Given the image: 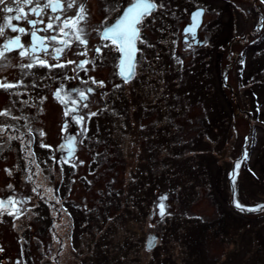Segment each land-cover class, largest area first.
<instances>
[{"label":"rangeland","instance_id":"rangeland-1","mask_svg":"<svg viewBox=\"0 0 264 264\" xmlns=\"http://www.w3.org/2000/svg\"><path fill=\"white\" fill-rule=\"evenodd\" d=\"M150 1L132 77L65 133L11 93L0 264H264V0Z\"/></svg>","mask_w":264,"mask_h":264},{"label":"flooded vegetation","instance_id":"flooded-vegetation-1","mask_svg":"<svg viewBox=\"0 0 264 264\" xmlns=\"http://www.w3.org/2000/svg\"><path fill=\"white\" fill-rule=\"evenodd\" d=\"M119 1L77 0V5L70 10V19H65V14L60 11V6L65 3V0H59V3H57V0H52L57 7V11L52 12L50 9H43L41 16L44 17L46 22L48 16H59L61 20L69 24V27L65 29L68 35L58 38L61 41H66L67 47L60 43L49 45L47 40L41 42L40 37H43L45 33L38 31L37 39L31 43L32 46L39 45V48H37L36 52H33L32 47L27 46L29 37L7 30V34L11 38L21 35V43L26 44V47L20 49L16 45H9L8 49H5L3 44L0 43V53H2L0 55V115L8 116L6 113H10L7 107L10 106L12 101L11 93L14 92L21 100L31 101L34 98L31 101L32 106L29 105V109L35 114H45L48 110V117H52L53 111L56 114L61 113L65 120L62 121L60 131L65 133L68 126V118L75 120L83 116L80 111L81 104L94 96L98 99L101 96L102 100L100 92L102 90L107 91L109 83L119 82V62L121 57L119 41L114 42L111 39V33L108 34V37L103 35L104 31L114 25L123 13V7L119 12ZM7 6L15 7L12 4H7ZM81 6L84 9L82 13L71 15L79 12V7ZM3 7L0 6V9ZM28 7L27 5L24 6L25 12H27ZM10 15H15V12L3 13L0 11V17ZM80 16H83V20L80 19ZM30 18L39 19L40 17L33 16ZM12 24L13 26L25 27L26 30H33L30 29L24 20L12 21ZM2 26L3 24L0 23V27ZM81 26L89 30L86 43L75 40V35L79 34L78 29ZM43 27L44 25L42 24L37 25V28ZM189 38L193 42L191 35L188 36L187 41ZM4 43H7V41H4ZM55 47H64L59 59H53L52 55H45V48H47L48 53H52ZM97 48L100 49L99 52L96 51ZM20 51H24L26 54L20 56ZM136 53L137 48L135 55ZM69 60L75 61V63H68ZM41 61L44 63L42 64ZM53 65L56 66L53 67ZM80 93H84L86 98H82ZM47 102H50L49 107L46 104ZM90 113L91 111L88 116H90ZM7 127L4 126V128ZM63 141L67 148L72 145L73 149H75V135L72 132L69 131ZM32 145L33 143H31ZM25 147L27 146L25 145ZM67 153H70V150Z\"/></svg>","mask_w":264,"mask_h":264},{"label":"snow or ice","instance_id":"snow-or-ice-1","mask_svg":"<svg viewBox=\"0 0 264 264\" xmlns=\"http://www.w3.org/2000/svg\"><path fill=\"white\" fill-rule=\"evenodd\" d=\"M59 3V0H57ZM7 4H12L15 7L7 6ZM29 6L27 8V12H25L24 6ZM66 5V6H65ZM77 5V0H65V3L60 6V11L65 14V19H70V10ZM0 6H4L0 11L3 13H13L15 15L3 16L0 17V23L3 24L0 27V43L3 44L5 49H8L9 45H16L18 48L23 49L26 47V44L21 43V35H16L14 38H11L7 34V30H10L12 33L23 34L24 36L29 37L27 41V46H31L33 52L37 51L39 45L32 46V41L37 39V32H43L45 35L40 37L41 42L47 40L49 45H55L57 43L63 44L67 47L66 41H61L58 38L60 36H67L68 33L65 31L69 27V24L65 23L59 16H48L47 22L44 17L41 16V11L43 9H50L52 12L57 11L56 5L53 4L52 0H0ZM154 5L150 2V0H136V3L132 4L130 8L127 9L129 14L134 13L137 9H141L138 15L129 18V15H124L121 17L120 21L104 31V37H108V34L111 33V39L115 41H121L120 47L123 48L125 45H130L135 39L138 38L139 28L136 25L139 23L140 18L143 15L148 14L151 10H153ZM83 7H79V12L72 13L71 15H79L83 12ZM40 17L39 19H32L30 17ZM80 19L83 20V16H80ZM26 21L27 25L30 29L26 30L25 27L22 26H13L12 21ZM38 24L44 25L43 28H37ZM88 29L81 26L78 29L77 35H75V40L81 43H86ZM83 37V38H82ZM7 41V43H4ZM72 51L71 48H69ZM64 51V47H55L52 53H48L47 48L44 49L45 55H52L53 59H59L61 54ZM97 52L100 51L99 48L96 49ZM26 53L24 51H20L19 55L24 56ZM82 54V53H77ZM130 55V51L127 53ZM2 55V53H0ZM39 59V57H37ZM43 64L44 62L41 61ZM68 63H75V61L69 60ZM56 65H53L55 67ZM31 67V65H29ZM127 79V77H125ZM102 83V82H101ZM91 91V90H89ZM82 98L84 97V93H80ZM86 107V105H85Z\"/></svg>","mask_w":264,"mask_h":264},{"label":"water","instance_id":"water-1","mask_svg":"<svg viewBox=\"0 0 264 264\" xmlns=\"http://www.w3.org/2000/svg\"><path fill=\"white\" fill-rule=\"evenodd\" d=\"M134 3H136V0L125 7L122 15L120 16V19L124 15H129V18L131 19L132 17L139 14L141 9H137L132 14H129L127 12V9L130 8L132 6V4H134ZM202 14H203V10L201 8H195L194 10L191 11L190 16H189V22L186 23L183 27V33L185 34L183 36L184 40L188 39L186 34H190L191 37L193 38V42H192L193 44H201L202 43V41L197 40V30H198V27L200 26L201 21H202ZM120 19H119V21H120ZM121 43L122 42L119 41L120 45H121ZM120 49H121V57H120V62H119L120 75L123 78L127 77V79H128L133 75V65H134V61H135V57H134L135 56V44H134V41L130 45H125L123 48L120 47ZM129 51H130V55L127 54ZM68 147H69L68 148L69 150L73 149L72 145H69Z\"/></svg>","mask_w":264,"mask_h":264}]
</instances>
